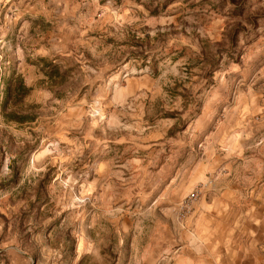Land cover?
<instances>
[{
  "label": "rangeland",
  "instance_id": "1",
  "mask_svg": "<svg viewBox=\"0 0 264 264\" xmlns=\"http://www.w3.org/2000/svg\"><path fill=\"white\" fill-rule=\"evenodd\" d=\"M14 73L33 121L1 116ZM263 108L264 0H0V264L158 261L159 224L238 159L236 111ZM241 119L258 173L261 114Z\"/></svg>",
  "mask_w": 264,
  "mask_h": 264
},
{
  "label": "crops",
  "instance_id": "2",
  "mask_svg": "<svg viewBox=\"0 0 264 264\" xmlns=\"http://www.w3.org/2000/svg\"><path fill=\"white\" fill-rule=\"evenodd\" d=\"M236 112L240 123L237 121L234 125L236 135L231 136V151L238 159L223 166L226 171L219 175L214 190L194 204V211L182 230L174 219L166 220L163 230L160 224L158 226V243L153 247L152 256L156 252L159 258L166 257L165 264H264V166L261 160L264 155L257 158L261 162L258 173L244 168L249 150L254 148L245 145L250 139H244V134L238 135L237 130L245 123L240 118L255 113L261 114L264 126V108L260 114L249 109ZM203 165L202 161L197 162L185 182L176 173L167 186L180 180V191L182 185L200 180ZM252 177L254 179L249 182ZM159 258L155 262L151 260L150 264H164Z\"/></svg>",
  "mask_w": 264,
  "mask_h": 264
},
{
  "label": "trees",
  "instance_id": "3",
  "mask_svg": "<svg viewBox=\"0 0 264 264\" xmlns=\"http://www.w3.org/2000/svg\"><path fill=\"white\" fill-rule=\"evenodd\" d=\"M238 7L229 9L234 12ZM45 75L51 82L62 83L64 72H59V66L49 63ZM54 84V83H53ZM32 87L28 86L20 74H12L7 79L4 90V98L1 103V116L6 122L26 123L35 119L34 105L25 102V97L29 94Z\"/></svg>",
  "mask_w": 264,
  "mask_h": 264
},
{
  "label": "built area",
  "instance_id": "4",
  "mask_svg": "<svg viewBox=\"0 0 264 264\" xmlns=\"http://www.w3.org/2000/svg\"><path fill=\"white\" fill-rule=\"evenodd\" d=\"M199 193H200L199 189H195L181 200V202L178 204L179 215L177 217L178 218L177 220L182 222V220L185 218V214L187 213V208L190 202H193L194 200H196L197 197L199 196Z\"/></svg>",
  "mask_w": 264,
  "mask_h": 264
}]
</instances>
